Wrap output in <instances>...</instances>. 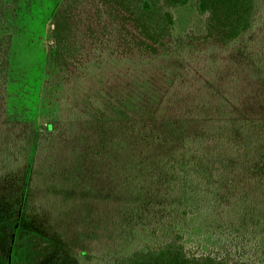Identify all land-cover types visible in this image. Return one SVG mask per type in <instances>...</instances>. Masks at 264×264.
Returning <instances> with one entry per match:
<instances>
[{
  "label": "trees",
  "instance_id": "1",
  "mask_svg": "<svg viewBox=\"0 0 264 264\" xmlns=\"http://www.w3.org/2000/svg\"><path fill=\"white\" fill-rule=\"evenodd\" d=\"M187 3L64 0L53 12L47 53L63 77L91 81L106 63L127 73L39 129L0 125L4 153L24 157L4 175L25 185L24 228L58 197L75 200L77 243L121 225L122 254L102 264H264V0H195L204 32L176 37L172 10ZM10 45L0 35V112ZM147 62L165 63L167 89ZM212 213L241 255L186 246L188 221Z\"/></svg>",
  "mask_w": 264,
  "mask_h": 264
},
{
  "label": "rangeland",
  "instance_id": "2",
  "mask_svg": "<svg viewBox=\"0 0 264 264\" xmlns=\"http://www.w3.org/2000/svg\"><path fill=\"white\" fill-rule=\"evenodd\" d=\"M63 2L64 0H3L0 35L10 36L11 45L6 105L4 104L3 112H0V125L16 127L22 133H29L34 127L39 129L58 119L66 104L74 105L84 95L112 87L119 80L118 75L127 73V68L117 69L106 63L95 68V73L92 72L94 79L91 81L79 79L76 82L61 75L49 61L47 49L50 18ZM194 2L195 0H188L186 6L172 10L176 37L186 33L198 36L204 32V17L198 15ZM164 65L165 63L147 62L144 72L154 77L159 74L158 86L162 85L167 89L170 83L164 75ZM2 140L0 137V264H102L122 254L120 244H115L116 237L121 234V225L113 222L102 223L99 238L93 236L91 241L84 244L76 242L75 233L79 230H75V200L60 203L61 199L56 197L53 200L55 205L47 203L52 205L48 207L44 203L51 219L44 216L45 223L39 221L36 227L32 225L36 230L31 225L24 228L19 210L25 200V185L18 188L11 184V188L5 184L9 177L4 176L14 158L17 157V160L12 166L16 163L22 166L18 161L20 159L24 162V157L18 154L7 156L3 151ZM12 194L13 197L19 195L18 210L14 216L13 203L10 207L7 206V200ZM47 220L54 224L53 234L48 229L51 238L45 232ZM104 222H107L106 218ZM223 226L224 219H217L215 213L188 221L186 246L196 253L229 252L241 255V242L223 232ZM89 233H93L91 229ZM76 238L78 239L77 236ZM79 250L84 251L87 257L77 260L76 252Z\"/></svg>",
  "mask_w": 264,
  "mask_h": 264
}]
</instances>
